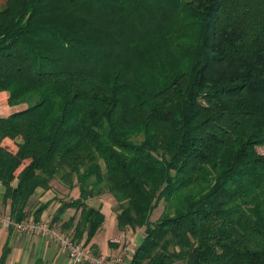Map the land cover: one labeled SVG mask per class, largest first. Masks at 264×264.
Segmentation results:
<instances>
[{"label":"trees","instance_id":"1","mask_svg":"<svg viewBox=\"0 0 264 264\" xmlns=\"http://www.w3.org/2000/svg\"><path fill=\"white\" fill-rule=\"evenodd\" d=\"M259 148L264 0H0L16 221L58 182L80 214L60 227L86 247L106 219L87 201L110 197L120 230L145 228L130 264H264Z\"/></svg>","mask_w":264,"mask_h":264},{"label":"crops","instance_id":"2","mask_svg":"<svg viewBox=\"0 0 264 264\" xmlns=\"http://www.w3.org/2000/svg\"><path fill=\"white\" fill-rule=\"evenodd\" d=\"M5 195L6 189L0 184V211L11 216L10 202L5 199ZM74 199H77L76 192L72 193L69 189L56 182L51 189H39L34 194L29 210L33 216L34 212L45 206V209L40 214L39 221H46L51 224L57 221L56 223L58 224L53 225L62 226L68 224V221L75 217L74 225H77L80 214H76L75 209H67L64 212H60L64 201ZM87 204L101 209L106 217L102 228L87 245V248L107 258L123 256L124 263L130 264L136 249L145 237V228L120 230L112 199L109 200L106 197L92 198L87 201ZM108 215L113 217L116 233L110 237L107 235L105 240H101L100 236L108 233L105 227ZM32 216L29 220H35ZM141 229L143 232L139 233L138 230L140 231ZM127 247L130 248L129 252L125 251ZM0 264L74 263L56 242L40 236L22 233L14 227L0 224Z\"/></svg>","mask_w":264,"mask_h":264},{"label":"built area","instance_id":"3","mask_svg":"<svg viewBox=\"0 0 264 264\" xmlns=\"http://www.w3.org/2000/svg\"><path fill=\"white\" fill-rule=\"evenodd\" d=\"M0 224L8 225L18 229L22 233L40 236L44 239L56 242L68 255L74 264H125L123 256L107 258L98 255L87 248L83 242L75 241L74 238L65 233L60 226L46 221L24 220L16 221L12 216L0 211ZM126 252L130 248L125 249Z\"/></svg>","mask_w":264,"mask_h":264},{"label":"rangeland","instance_id":"4","mask_svg":"<svg viewBox=\"0 0 264 264\" xmlns=\"http://www.w3.org/2000/svg\"><path fill=\"white\" fill-rule=\"evenodd\" d=\"M3 3H4V2H3ZM8 107H9V106H8ZM259 151H260L261 153H263V152H264V148H259ZM107 199L111 200L110 197H108ZM162 211H163V207H162V206H159V207L154 211L151 220H152V221H156V220L160 217ZM105 227H106L108 233H107L106 235H105V234L101 235V236H100V239H101V240H105L106 237H107V235L110 237V236H113V235L116 233V228H115V224H114V220H113L112 215H111V216L108 215V219H107V223H106ZM138 232H139V233H142L143 231H142V229H141L140 231L138 230Z\"/></svg>","mask_w":264,"mask_h":264}]
</instances>
